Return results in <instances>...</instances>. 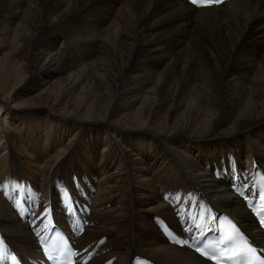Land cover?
<instances>
[{
    "label": "bare ground",
    "instance_id": "obj_1",
    "mask_svg": "<svg viewBox=\"0 0 264 264\" xmlns=\"http://www.w3.org/2000/svg\"><path fill=\"white\" fill-rule=\"evenodd\" d=\"M257 164L264 168V0L208 9L0 0V185L30 181L42 205L36 222L66 206L57 194L68 191L54 181L90 182L79 242L107 241L88 264H209L157 230L182 206L225 211L263 238L229 190ZM5 200L0 193V236L28 255L32 234Z\"/></svg>",
    "mask_w": 264,
    "mask_h": 264
},
{
    "label": "snow or ice",
    "instance_id": "obj_2",
    "mask_svg": "<svg viewBox=\"0 0 264 264\" xmlns=\"http://www.w3.org/2000/svg\"><path fill=\"white\" fill-rule=\"evenodd\" d=\"M192 3L194 5H198L199 6L200 5V0H192ZM262 199H264V197H262ZM232 242H233V237L229 236L227 243L230 244ZM225 250H227V249H225ZM197 251H199L201 255L207 256L209 259H215L216 264H221V260L219 258L214 257V256H210L206 252H204L202 249H199V248H197ZM247 254H251V255L254 256L255 255V250L252 249L250 246H248L247 242L245 241V248L242 251H240V252L233 251L231 256H229L228 258L231 259V258H233L235 256H242V255H247ZM73 255H75V253H73ZM261 264H264V261H261Z\"/></svg>",
    "mask_w": 264,
    "mask_h": 264
},
{
    "label": "rangeland",
    "instance_id": "obj_3",
    "mask_svg": "<svg viewBox=\"0 0 264 264\" xmlns=\"http://www.w3.org/2000/svg\"><path fill=\"white\" fill-rule=\"evenodd\" d=\"M33 107H38V106H33ZM31 109H32L31 112H33V111H34V112H35V111L38 112V111L43 110V109H41V108H35V109H34V108H32V107H31ZM29 111H30V110H29ZM37 116H39V115H37ZM37 116L35 115V117H37Z\"/></svg>",
    "mask_w": 264,
    "mask_h": 264
}]
</instances>
